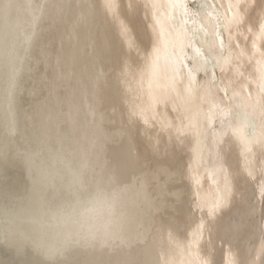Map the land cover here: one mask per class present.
Here are the masks:
<instances>
[{
  "label": "bare ground",
  "instance_id": "6f19581e",
  "mask_svg": "<svg viewBox=\"0 0 264 264\" xmlns=\"http://www.w3.org/2000/svg\"><path fill=\"white\" fill-rule=\"evenodd\" d=\"M187 1L0 0V264H264V0Z\"/></svg>",
  "mask_w": 264,
  "mask_h": 264
},
{
  "label": "rangeland",
  "instance_id": "374dc122",
  "mask_svg": "<svg viewBox=\"0 0 264 264\" xmlns=\"http://www.w3.org/2000/svg\"><path fill=\"white\" fill-rule=\"evenodd\" d=\"M199 4H200V0H188L187 1V7L191 10H194L195 13L197 11V9L199 8ZM208 5L211 6V7H214V5L212 4V1L211 0H208ZM196 18H198V16L196 15ZM218 21V19H217ZM221 21L219 20L218 24H220ZM188 62H186V68L189 70V71H192L194 72V68H193V65H192V61L190 59H187ZM191 67V68H190ZM193 68V69H192ZM196 81L197 82H200L202 80V77L198 74L196 75Z\"/></svg>",
  "mask_w": 264,
  "mask_h": 264
}]
</instances>
